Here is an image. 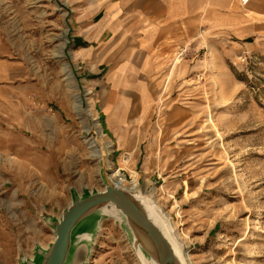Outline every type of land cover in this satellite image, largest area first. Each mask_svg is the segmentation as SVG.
I'll return each instance as SVG.
<instances>
[{"label": "rangeland", "instance_id": "obj_1", "mask_svg": "<svg viewBox=\"0 0 264 264\" xmlns=\"http://www.w3.org/2000/svg\"><path fill=\"white\" fill-rule=\"evenodd\" d=\"M88 6L0 0V264L37 263L73 200L102 191L111 170L126 184L136 174L134 194L160 213L189 264H264V16L194 21L142 67L128 37L126 67L93 68L72 46ZM114 69L126 83L110 82ZM75 97L82 110L90 103L99 135L86 130ZM90 138L104 153L109 143L110 168ZM93 217L90 239L74 241L66 264L80 245L79 264H153L121 215Z\"/></svg>", "mask_w": 264, "mask_h": 264}, {"label": "crops", "instance_id": "obj_2", "mask_svg": "<svg viewBox=\"0 0 264 264\" xmlns=\"http://www.w3.org/2000/svg\"><path fill=\"white\" fill-rule=\"evenodd\" d=\"M74 1L80 4L82 0ZM229 1L84 0L89 6L81 15L89 22L76 24L72 46L78 59L88 61L93 68H124L127 57L121 45L125 38L133 36L136 38V51L140 53L138 65L142 67L166 36H179L183 27L188 28L194 21L206 20L209 26L214 27L224 21L232 25L238 15L248 20L256 19L254 15L264 16V0L260 6H252L251 9L248 6L252 0L246 9L238 8L235 3L229 5ZM88 9H97L98 12ZM107 76L112 84L127 82L125 72L120 69L112 70Z\"/></svg>", "mask_w": 264, "mask_h": 264}, {"label": "water", "instance_id": "obj_3", "mask_svg": "<svg viewBox=\"0 0 264 264\" xmlns=\"http://www.w3.org/2000/svg\"><path fill=\"white\" fill-rule=\"evenodd\" d=\"M100 151L103 153L100 161L103 162L102 170H104L107 167L104 160L105 153L102 149ZM104 180L106 185L102 191L84 195L81 198L76 197L73 200L70 207L54 225V240L49 250L38 253L37 263L27 262L26 264H66L70 259L74 241L77 239L88 241L90 239L93 231L92 219H94L93 216L97 211L121 215L133 231L137 249L141 250L138 248L141 246L146 251L148 250L153 264H181L174 254L170 242L150 218L142 200L138 199V196L134 194L135 192L131 193L125 188H120L109 178L105 179V176ZM146 204L152 207L154 213L167 227L154 206L150 202H146ZM85 250L83 245L77 246L71 264L82 262Z\"/></svg>", "mask_w": 264, "mask_h": 264}, {"label": "bare ground", "instance_id": "obj_4", "mask_svg": "<svg viewBox=\"0 0 264 264\" xmlns=\"http://www.w3.org/2000/svg\"><path fill=\"white\" fill-rule=\"evenodd\" d=\"M233 3H236V0H230L229 1V5H233ZM238 6V5H237ZM241 9H246V8H241ZM62 49H63V46H60L58 47V50L55 51V56L59 57V58H62L63 57V52H62ZM177 60V59H176ZM62 70L64 72V76L66 78V80L68 81L69 84H71L72 82V76H71V73L67 67L66 64H63L62 66ZM62 72V73H63ZM86 90V89H85ZM76 95V94H75ZM74 102H75V107H76V110H77V113L78 115L81 117V120L83 121V123H85V128L87 131H93L95 132L96 134H100V127H99V124L97 122H94L93 124H88L89 121H93V115H92V109H91V105L90 103L86 104L87 105V108L86 109H83L80 107V101L78 99V97H75L74 98ZM95 121V120H94ZM14 123V122H13ZM14 126V125H13ZM20 127V126H19ZM12 128V127H11ZM17 128V127H15ZM12 131V130H10ZM15 131V130H14ZM8 132V131H7ZM13 132V131H12ZM20 132V131H19ZM18 132V133H19ZM10 133V132H9ZM17 133V134H18ZM20 138V136H22L21 134H18ZM103 135V134H102ZM8 136V135H7ZM126 136V135H125ZM10 137V136H9ZM23 137V136H22ZM101 138V137H100ZM22 139V138H21ZM123 140V139H122ZM29 141V140H28ZM121 141V140H120ZM87 144L89 145V148L91 149V152L93 153V155H95L97 158H101L103 156V153L100 151V148L98 147L97 144H95L93 141V139H88L87 141ZM29 143V142H28ZM108 142H104L105 146H106V153H105V156H110V152L112 151L111 149V146H109V143L107 144ZM32 144V143H31ZM124 144V143H122ZM30 145V144H28ZM28 147V146H27ZM26 147V148H27ZM30 148V147H29ZM24 149V148H23ZM133 151V150H132ZM30 152V150H29ZM24 155V154H23ZM22 155V156H23ZM92 155V154H91ZM92 155V156H93ZM94 157V156H93ZM6 158V157H5ZM96 158V159H97ZM121 161L123 162V164L125 166H127L129 163H130V155H126V156H122L121 157ZM107 166H109L110 168V164L107 163ZM134 174V181L132 182V184H126V181L124 180V178L122 177V175L119 174L118 171L114 172V171H110L109 172V177L112 179L113 182H115V184L117 186H119L120 188H125L127 191L129 192H135V188H136V174L133 172ZM125 185H127L128 187H126ZM138 199H141L140 197H138ZM143 202V205L145 206L150 218L154 221V223L162 230L163 234L165 235V237L167 238V240L170 242L171 246H172V249L174 251V254L176 255L177 259L179 260V262L181 264H189L187 261V259H184L183 256H181V253H180V250H179V247L176 245V243L174 242L173 238L171 237L168 229L166 226H164V224L160 221V219L157 217L156 213H154V210L152 209L151 206H149L148 204H146L144 201ZM112 208V207H111ZM114 209V208H113ZM139 256L141 258H144L143 257V254L139 252ZM187 260V261H186ZM187 262V263H186Z\"/></svg>", "mask_w": 264, "mask_h": 264}, {"label": "built area", "instance_id": "obj_5", "mask_svg": "<svg viewBox=\"0 0 264 264\" xmlns=\"http://www.w3.org/2000/svg\"><path fill=\"white\" fill-rule=\"evenodd\" d=\"M237 4L241 7V8H245L246 6H248V4L251 2V0H236Z\"/></svg>", "mask_w": 264, "mask_h": 264}]
</instances>
